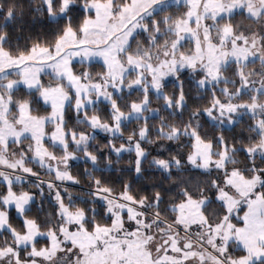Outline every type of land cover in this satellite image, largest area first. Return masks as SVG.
<instances>
[{
  "label": "snow or ice",
  "instance_id": "obj_1",
  "mask_svg": "<svg viewBox=\"0 0 264 264\" xmlns=\"http://www.w3.org/2000/svg\"><path fill=\"white\" fill-rule=\"evenodd\" d=\"M0 264H264V0H0Z\"/></svg>",
  "mask_w": 264,
  "mask_h": 264
},
{
  "label": "trees",
  "instance_id": "obj_2",
  "mask_svg": "<svg viewBox=\"0 0 264 264\" xmlns=\"http://www.w3.org/2000/svg\"><path fill=\"white\" fill-rule=\"evenodd\" d=\"M169 87H171V84L169 85ZM187 88H188V85H187V82H186V90H187ZM154 106H155V105H154ZM81 168H82V166H81ZM74 171H75V170H74ZM72 190H73V191H76V192L79 191L78 188H73Z\"/></svg>",
  "mask_w": 264,
  "mask_h": 264
}]
</instances>
